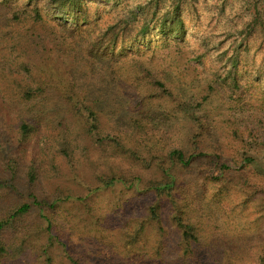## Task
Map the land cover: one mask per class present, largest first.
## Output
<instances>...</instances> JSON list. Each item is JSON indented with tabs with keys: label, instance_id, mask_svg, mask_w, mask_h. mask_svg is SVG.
I'll return each instance as SVG.
<instances>
[{
	"label": "rangeland",
	"instance_id": "rangeland-1",
	"mask_svg": "<svg viewBox=\"0 0 264 264\" xmlns=\"http://www.w3.org/2000/svg\"><path fill=\"white\" fill-rule=\"evenodd\" d=\"M87 1L100 6L103 18L97 29L131 12L138 15L137 27L155 24L178 9L182 37L165 43V36L150 29V46H140L133 55L152 61L187 101L172 104L158 89L159 101L153 100L151 109L145 110L154 130L167 146L189 147L187 153L202 157L191 168L177 167L174 199L144 190L143 182L136 183L138 189L121 185L99 189L93 183L95 175L86 170L79 172L80 184L63 164L57 176L39 180L40 207L33 206L23 229L9 227L1 235L11 252L2 264H264V0ZM258 14L261 17L254 22ZM93 55L101 62L109 60L104 53ZM233 56L239 60L238 70L227 77ZM199 60L203 68L214 67L216 76L189 68ZM138 104L136 100L133 105L104 107L105 119L131 124L133 116L144 111L135 107ZM202 128L208 134L202 136L203 143L193 146L189 139ZM5 130L13 131L9 122L0 119V206L4 208L27 200L20 199L13 186L15 178L18 188L24 185V171L19 168L18 146L6 141ZM7 157L15 163L7 162ZM222 164L226 174L208 180L207 171L218 174ZM152 206L158 208L160 219L146 225L140 241L127 248L132 252L128 255L122 241L127 225L133 227L137 217L146 215L147 220ZM178 218L183 223L187 218L193 221L196 240L182 241Z\"/></svg>",
	"mask_w": 264,
	"mask_h": 264
},
{
	"label": "trees",
	"instance_id": "trees-1",
	"mask_svg": "<svg viewBox=\"0 0 264 264\" xmlns=\"http://www.w3.org/2000/svg\"><path fill=\"white\" fill-rule=\"evenodd\" d=\"M99 7L87 0H0V119L12 126L13 131L5 130L11 134L6 135V141L18 146L25 182L18 188L14 176L13 186L20 199H27L14 206L8 200L9 206H0V264L11 253L1 235L9 227L23 229L22 222L33 206L40 207L36 197L39 180L57 176L63 164L80 184L79 172L86 170L95 175L93 183L99 189L119 185L138 189L136 183L143 182L144 190L174 199L177 167L191 168L202 157L187 153L189 147L167 146L154 130L145 110L158 100V89L172 104L184 105L187 101L174 92L165 73L152 61L133 55L140 46H150L151 30L165 36V43L182 37L178 9L155 24L144 22L137 27L138 15L131 12V16L117 15L97 29L103 18ZM92 9L97 11L93 13ZM260 17L258 14L254 22ZM95 52L106 54L109 60H96ZM238 62L237 56L230 59L227 77L237 73ZM201 66L203 61L189 68H201L216 76L214 67ZM235 86L239 88L238 82ZM136 100L139 104L135 107L144 111L133 116L131 124L129 120L113 124L105 119L104 107L133 105ZM188 105L192 104L188 101ZM203 129L189 139L193 146L204 142L202 136L208 133ZM12 160L8 158L7 162L14 164ZM140 169L141 175L137 173ZM226 169L222 164L219 175L207 171L208 180L217 181ZM64 194L59 191V195ZM126 204L129 210L132 203L128 200ZM149 212L147 220L145 215L134 219L133 227L127 225L122 241L128 255L132 252L127 248L140 241L151 220L160 219L156 206ZM178 222L182 241L189 244L196 240L193 221L187 218L183 223L178 218Z\"/></svg>",
	"mask_w": 264,
	"mask_h": 264
}]
</instances>
